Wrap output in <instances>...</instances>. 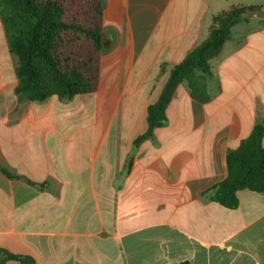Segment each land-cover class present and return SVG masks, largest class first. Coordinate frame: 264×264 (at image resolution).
I'll return each instance as SVG.
<instances>
[{
  "label": "crops",
  "instance_id": "1",
  "mask_svg": "<svg viewBox=\"0 0 264 264\" xmlns=\"http://www.w3.org/2000/svg\"><path fill=\"white\" fill-rule=\"evenodd\" d=\"M263 5L106 0L98 89L70 101L15 94L0 17V250L33 264H264V193L239 191L234 210L203 196L226 179L228 151L264 122V20L232 28L206 76L207 103L182 83L166 124L135 144L212 17Z\"/></svg>",
  "mask_w": 264,
  "mask_h": 264
},
{
  "label": "trees",
  "instance_id": "2",
  "mask_svg": "<svg viewBox=\"0 0 264 264\" xmlns=\"http://www.w3.org/2000/svg\"><path fill=\"white\" fill-rule=\"evenodd\" d=\"M106 0H0V17L14 56L18 85L15 94L29 102L51 97L70 101L95 93L107 35L103 26ZM264 7L234 6L212 17L209 36L170 69L158 100L148 107L147 132L136 145L151 139L167 122L166 112L182 83L200 103L210 99L206 76L231 37L232 28L251 19L248 11ZM167 65H163L164 70ZM200 73V74H199ZM10 178L11 174L2 169ZM227 177L203 196L227 209L239 207L238 192L264 193V122H258L237 150L227 153ZM33 264L26 256L0 250V264ZM188 264V263H181Z\"/></svg>",
  "mask_w": 264,
  "mask_h": 264
},
{
  "label": "water",
  "instance_id": "3",
  "mask_svg": "<svg viewBox=\"0 0 264 264\" xmlns=\"http://www.w3.org/2000/svg\"><path fill=\"white\" fill-rule=\"evenodd\" d=\"M247 17L264 20V9L248 11Z\"/></svg>",
  "mask_w": 264,
  "mask_h": 264
},
{
  "label": "rangeland",
  "instance_id": "4",
  "mask_svg": "<svg viewBox=\"0 0 264 264\" xmlns=\"http://www.w3.org/2000/svg\"><path fill=\"white\" fill-rule=\"evenodd\" d=\"M262 7H264V5H263ZM263 9H264V8H263Z\"/></svg>",
  "mask_w": 264,
  "mask_h": 264
}]
</instances>
